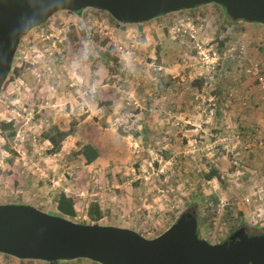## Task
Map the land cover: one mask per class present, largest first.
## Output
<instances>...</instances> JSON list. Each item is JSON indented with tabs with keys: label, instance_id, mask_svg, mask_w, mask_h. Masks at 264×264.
I'll return each mask as SVG.
<instances>
[{
	"label": "rangeland",
	"instance_id": "1",
	"mask_svg": "<svg viewBox=\"0 0 264 264\" xmlns=\"http://www.w3.org/2000/svg\"><path fill=\"white\" fill-rule=\"evenodd\" d=\"M11 121L15 138L0 132V204L57 215L64 192L75 223H91L86 208L98 202L100 225L149 239L212 208L199 229L211 244L242 227L264 233L263 24L217 4L134 25L60 11L19 45L0 93V124ZM53 127L73 130L59 150L43 137ZM210 166L219 180L206 182ZM0 264L48 263L0 254Z\"/></svg>",
	"mask_w": 264,
	"mask_h": 264
},
{
	"label": "water",
	"instance_id": "2",
	"mask_svg": "<svg viewBox=\"0 0 264 264\" xmlns=\"http://www.w3.org/2000/svg\"><path fill=\"white\" fill-rule=\"evenodd\" d=\"M217 4L235 21L264 25V0H0V93L19 45L60 11L107 12L134 25L199 6ZM197 211L182 214L149 239L127 228L79 224L30 205L0 204V254L53 263L87 259L98 264H264V234L242 227L227 241L211 244L198 232ZM238 240L234 245L229 241Z\"/></svg>",
	"mask_w": 264,
	"mask_h": 264
},
{
	"label": "trees",
	"instance_id": "3",
	"mask_svg": "<svg viewBox=\"0 0 264 264\" xmlns=\"http://www.w3.org/2000/svg\"><path fill=\"white\" fill-rule=\"evenodd\" d=\"M75 14L80 15L81 12L75 13ZM222 45H224V43H222L220 46H222ZM219 50L222 51V47L219 48ZM110 62L117 64L118 63V59L113 57V60H111ZM114 71H115V68H114ZM213 77H215V76H213ZM160 84H161V90L162 91L168 90L169 88L172 87L171 83L170 84L169 83L165 84L164 82L163 83L161 82ZM205 85H207V79L205 77L198 78L197 80H195L192 83V87L194 89H196L197 91L198 90H202V88ZM196 96H198V95H196ZM100 103H102V102H100ZM106 104L112 105L111 102H107ZM139 124H141L142 127L145 129L144 130L145 133L143 132L144 133V138L148 137L147 135H149V130L147 129V125L142 120L139 121ZM71 131H73V130L71 129L68 132H65V131L60 130L57 127H53L52 130H49V131L45 132L43 137L53 147V149H55V150L58 149L59 150L61 144L69 136H71V134H72ZM0 132H1V136L4 139H7V140L14 139L15 136H16L15 122L14 121L2 122L0 124ZM82 153H84V151L83 152H79V155H78V152H77L76 155L80 156V155H82ZM204 178H205L206 182H210L211 180H214L216 178H218V180H219L220 179L219 172L217 171V169H215V168L210 166L209 172L204 175ZM214 201H216V199H214ZM56 210H57V216H61V217H64V218H67V219H70V220L75 219L77 217V215H78L75 203L64 192H59L58 195H57V198H56ZM207 210L209 212V215L207 217L202 218V219L200 217L198 218V222H199L198 230L202 226L205 225L203 223L211 221L212 218L214 217V213L211 212L212 208H208ZM86 213H87V216L90 219L91 223H84V224L100 225L99 222L104 218V211L102 209L101 204L98 203V202L90 203L89 206L86 208ZM240 216H241L242 219H244V215L243 214H240ZM242 222H241V224H242V226H244L246 224V222L244 220ZM173 224L174 223H172L171 225H173ZM260 232L261 231H258V232L255 231V233L250 234V235H258V234H261ZM233 233L234 232H232V234ZM46 263H48V262H46ZM70 263H72V262L71 261H57V262L48 263V264H70Z\"/></svg>",
	"mask_w": 264,
	"mask_h": 264
},
{
	"label": "flooded vegetation",
	"instance_id": "4",
	"mask_svg": "<svg viewBox=\"0 0 264 264\" xmlns=\"http://www.w3.org/2000/svg\"><path fill=\"white\" fill-rule=\"evenodd\" d=\"M247 233H248V232H247ZM248 234H249V233H248ZM261 234H264V233H261ZM231 235H232V234H231ZM231 235H230V236H231ZM249 235H250V234H249ZM230 236H229V237H230ZM250 236H251V235H250ZM229 237H228V238H229ZM228 238H227V239H228ZM227 239L224 240L223 242L227 241ZM237 241H238V240H232V241H229V245H234ZM223 242H222V243H223Z\"/></svg>",
	"mask_w": 264,
	"mask_h": 264
},
{
	"label": "built area",
	"instance_id": "5",
	"mask_svg": "<svg viewBox=\"0 0 264 264\" xmlns=\"http://www.w3.org/2000/svg\"><path fill=\"white\" fill-rule=\"evenodd\" d=\"M213 53H214V57H215V52H213ZM213 59H214V58H213ZM255 70H256V69H255ZM257 72H258V71L256 70L255 73H257ZM56 184H58V182H57ZM246 202H250V200L247 199ZM221 207H224V204H222Z\"/></svg>",
	"mask_w": 264,
	"mask_h": 264
},
{
	"label": "crops",
	"instance_id": "6",
	"mask_svg": "<svg viewBox=\"0 0 264 264\" xmlns=\"http://www.w3.org/2000/svg\"><path fill=\"white\" fill-rule=\"evenodd\" d=\"M81 15V14H80Z\"/></svg>",
	"mask_w": 264,
	"mask_h": 264
}]
</instances>
